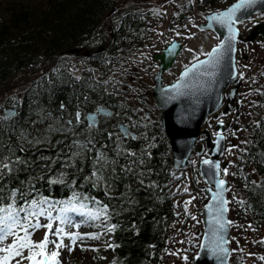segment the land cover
<instances>
[{
  "label": "trees",
  "instance_id": "obj_1",
  "mask_svg": "<svg viewBox=\"0 0 264 264\" xmlns=\"http://www.w3.org/2000/svg\"><path fill=\"white\" fill-rule=\"evenodd\" d=\"M124 1H127L125 6L138 2V0H37L35 2L0 0L2 9L6 11V17L0 23V95L13 91V95L5 98L7 102L2 108L6 109L8 104H13L17 113L6 123L12 124L13 121H18L16 133L21 129L28 132L27 140L47 138L34 144L27 143V140H18L15 134L10 138L9 135L4 134L5 145L11 143L16 149L12 160L15 161L19 157L26 164H15L16 170L6 175L0 183L6 186L5 190L10 187H22L23 191H27L29 186H34L33 197L40 193L52 200H65L70 198L72 191L75 190L89 198H95L101 201L102 205H107L111 216L108 220L109 224L116 225L115 231L112 232L111 243L115 257L114 264H168L172 258L171 253L175 252L179 244L178 234L184 229V225L181 224L180 228L175 221L177 206L174 204L175 194L171 192V183L174 181L172 177L177 171L172 167L169 142L160 124L159 110L155 108L152 100L150 102L154 107L151 115L150 117L145 115L144 106L147 107L152 87L150 75L143 74L137 66L129 63L133 51L141 47L149 37L148 29L151 21L150 18L146 20L144 15L135 10L123 12L112 20L113 14L110 16L108 14L114 9L119 11ZM234 1L197 0L199 6L210 12L226 7ZM191 6V3L184 4L182 9L176 10L171 21L184 19L187 15L186 11H191ZM117 20H119L118 26L115 27L113 24ZM256 44L263 47L260 42ZM102 46L107 49L106 52L95 53ZM86 50L92 55L85 56L83 53ZM76 57L85 60L91 66L85 68L79 79L59 63L60 61L65 64L67 60H76ZM247 61L248 59H243L244 64H241L239 69L248 83V93L252 94L247 95L246 108L241 106L238 116L239 128L235 136L234 150L236 154L231 164L233 169L231 171L229 167V173H235L241 168L248 174L249 181L255 180L264 184V155H262L264 154V107L260 106L264 105V95L260 94L264 93V75H262L264 58L252 63L251 59L249 63ZM126 62L128 66H123ZM112 69H124V72L128 70L126 76H133L132 81L137 94L135 98L127 99L133 104L128 103L125 96L120 98L116 87L112 86V89L108 90V83L103 80V75ZM253 78L255 83L252 82ZM85 96L89 98L87 101L84 99ZM61 102L66 106V111L63 113L59 110ZM77 107L81 110L82 120L85 114L98 107L112 109L113 115L102 117L91 133L85 130L88 122L83 121L75 126L78 136L49 130V125H53L54 128L60 126L53 118H45L40 123H33L41 120V116L47 117L49 111L52 112V117H59L62 114L67 120L71 118L69 113L74 116ZM128 117H131V120ZM116 119L125 120L136 136L141 138L134 141L131 137H122L119 130L114 127ZM132 121H137L138 126L133 127ZM257 124L260 125L259 128L256 127ZM109 133L113 134L111 139L108 138ZM142 134H146L149 140H144ZM88 135L94 137L97 148L107 145L103 151L108 152L110 158L116 157L114 148L118 136L124 148L138 154L142 146L149 142L154 144L155 147L150 149L151 159L145 154V164L134 166L136 171L145 173L144 183L140 184L136 177L130 174L124 176L119 171L115 174V187L111 188L107 195L103 184L94 188L91 182L85 183L83 177L90 174L95 153L87 152L72 157L71 154L76 149L71 146V141L77 138L85 140ZM152 137L154 139H151ZM61 141L62 143H58ZM241 141L252 143L244 144ZM21 147L23 151L19 150ZM239 149L246 151L242 153ZM4 154H7V148ZM119 159L121 164L126 163L123 157ZM65 162L72 166L65 167ZM111 167L108 165V169ZM81 168L83 171L79 170ZM253 169H255L254 173ZM105 171L107 172V169ZM58 172L66 173L65 183H48L49 178ZM225 178L231 188V191L226 192L227 199L232 201L235 193L237 199L246 200L251 205L250 208L247 205L241 208L234 201L228 205L229 220L233 222L230 225L232 236L229 240V262L242 264V250L247 245L244 241L243 229L247 224L258 226L264 222V188L253 190L245 188L246 181L239 175L230 174ZM108 179L112 180L113 177ZM73 180L76 181V185L70 187ZM82 184L84 187H80ZM126 184L129 187H125ZM193 188L200 198L196 208L202 214L206 202L204 191H201L204 189L203 181L194 182ZM88 205H93L91 199ZM198 246L197 244L196 250L187 257L188 261L192 260ZM259 261L258 258L256 263H264Z\"/></svg>",
  "mask_w": 264,
  "mask_h": 264
},
{
  "label": "snow or ice",
  "instance_id": "obj_2",
  "mask_svg": "<svg viewBox=\"0 0 264 264\" xmlns=\"http://www.w3.org/2000/svg\"><path fill=\"white\" fill-rule=\"evenodd\" d=\"M259 4H264V0H239L238 3L231 5L226 10L216 11L207 17L209 27H211L213 23L218 24L221 29H226L227 35L222 38L218 36L217 39L219 43L213 47L211 51L204 52L201 50L200 55H204L207 58L205 60H199V56H195L194 60L198 62H193L191 67L185 66V70L178 77L177 82L170 88L162 90L166 95V101L177 100L182 96L195 97L197 95L196 91L191 90V85L187 82L190 74L193 73L197 78L205 79V83L199 84L200 92H208L215 81L218 70L226 60L228 61L227 67L231 69L228 73V77L230 79H236L237 73L235 60L233 58V54L236 52L235 45L238 42L239 35L236 25L244 23V13H247L248 18L251 19L252 13L250 10L256 8ZM238 13H241V15H238ZM261 45L264 46V41L261 42ZM176 47L177 46L173 44L172 49H169V51L171 52ZM262 75H264V73H262ZM239 79H244L243 74L239 75ZM252 82L255 83V78H253ZM257 91L259 92V90ZM251 94L252 93H248L247 95ZM260 94L264 95V93ZM84 99L87 101L89 98L85 96ZM199 102L198 98L192 101L193 105H198ZM253 103L255 104V102ZM260 106L264 107V105ZM59 110L61 113L66 111V106L63 102L60 103ZM183 111L184 109L181 110V112ZM188 111L189 114H191L192 109ZM98 113H102L105 117H111L113 115L104 108H97L95 112L85 114L82 120L81 110L77 107L74 116L72 113H69V117L71 118L67 120L64 119L62 114L59 117H52V112L49 111L47 117L41 116V120L33 123H40L45 118H53L60 126L54 128L53 125H49V130L61 133H72L73 136H78L79 134L75 132V126L80 125L83 121H87L88 123L85 130L91 133V130L96 128V117ZM16 115L17 113L15 111H6L3 116H0V126H2L0 127V181H3L6 175L16 170L14 168L15 164H26V162L19 157H17L15 161L12 160V156L15 155L16 149L11 143L5 145L3 139L4 134L9 135V138L11 135L15 134L18 140H27V136L29 135L28 132L21 129L19 133H16V128L19 125L18 121H13L12 124L6 123L12 120ZM180 118L183 119L184 117L181 115ZM128 119L131 120V117H128ZM220 123L222 125L223 121L221 120ZM132 126H138V122L132 121ZM118 127L122 137H131L134 141L141 138L133 135L124 124H120ZM256 127L259 128L260 125L257 124ZM112 135V133H109L108 138L111 139ZM214 135L216 137L214 141L216 148L220 150L222 154L225 150L221 149L220 142L224 139V135L220 132H216ZM142 138L146 141L149 140L146 134H142ZM151 139H154V137ZM42 140H47V138L42 137L41 139L27 140V143L38 144L42 142ZM58 143H62V141ZM241 143L251 144L252 142L241 141ZM71 146L76 149V151L72 152V157H78L87 152L95 153L92 158L91 172L85 175L83 179L85 183L91 182L94 188L103 184L106 195L111 188L115 187L114 178L117 171L124 176L130 174L136 177L140 184H143L145 173L143 171H136L134 166L137 164H145V154L151 159L152 153L150 149L155 147L154 144L149 142L141 147L138 154L135 151L124 148L122 146V140L120 136H118L114 148L116 157L110 158L108 152L103 151L104 148H107V145H102L100 148H97L94 137L91 135H88L85 140H80L78 138L73 139L71 141ZM5 148H7V154H4ZM235 149L236 146H231L226 149V151L231 154ZM19 150L23 151L24 149L21 147ZM239 150L242 153L246 151L245 149ZM213 154H215V152ZM120 157H123L126 163L121 164ZM239 158L240 157H238V159ZM41 159H45V157H41ZM201 164L206 166L201 174L207 176V182L214 185V188L201 190L210 192L211 196L209 198V203L205 205L207 220L205 221L206 228L204 240L206 243H201L200 248L202 251H206L209 254L208 259H214L216 264H227V258L230 254L229 249L226 247L229 242L228 228L233 224L232 221L226 218L228 205L233 201L241 208H244L245 205L250 208L251 205L248 204L246 200L237 199L235 193H233L232 201H229L225 197V193L231 191V188L228 186L227 181L221 178V176L226 177L230 174L233 176L239 175L246 181L245 188L249 190L264 188V184L258 183L255 180L249 181L248 174L244 173L241 168H238V171L235 173H229V167L233 166L231 164L221 168L220 162L213 161L211 158L203 159ZM108 165L112 167L108 169ZM117 165H119V169H117ZM64 166L70 167L72 165L65 162ZM106 169L107 172L105 171ZM79 170L83 171L82 168ZM254 172L255 169H253V173ZM108 177H113V179L110 180ZM40 179H44V177H40ZM121 179H123V176H121ZM176 179H179V177H176ZM65 180L66 173L58 172L53 177L49 178L48 183H65ZM75 185L76 181H71L70 187H74ZM80 187H84V185L82 184ZM125 187H129V185L126 184ZM5 188L6 186L0 183V264H11L12 261H15V264H25V262H27V264H61L59 260L61 249L66 248L71 252L78 242L83 244V242L88 239H100L99 233L93 235L67 231V228L80 226L73 220L69 213L79 214L83 218L84 224H88L90 221L101 220V225L99 226L102 227L104 234L114 232L116 229V225L106 224V221L111 219L107 205H102L101 201L95 198H89L81 192L73 190L71 197L68 199L52 200L40 193H37V195L33 197L32 192L34 186H29L27 191H23L22 187H10L7 188V190H5ZM183 191L185 193L188 192L187 185L184 186ZM189 195H191V193H189ZM29 197H31V199H29ZM90 199L93 202V210L88 209V202ZM195 199L196 197L192 196L190 200L184 202L186 215H188L187 206ZM53 213H56V215H53ZM41 218H45L47 223H41ZM191 219L196 221L197 217L191 216ZM54 222H58V226L53 230ZM248 227L251 228L252 226L249 225ZM41 228L47 229L43 239L41 241H33V234ZM10 237L12 238V242L5 244V241ZM65 239L69 241L68 244L64 243ZM181 243L184 242L181 241ZM260 243L264 244V241H260ZM50 245L51 247H49ZM108 246L112 247V245ZM93 251H95V249H93ZM25 253H27V255H25ZM171 255H177V253L173 252ZM197 258H199V256ZM187 259L188 258L185 256L184 260L187 261ZM259 259L264 260V256L259 257Z\"/></svg>",
  "mask_w": 264,
  "mask_h": 264
},
{
  "label": "rangeland",
  "instance_id": "obj_3",
  "mask_svg": "<svg viewBox=\"0 0 264 264\" xmlns=\"http://www.w3.org/2000/svg\"><path fill=\"white\" fill-rule=\"evenodd\" d=\"M29 1L35 2L37 0ZM138 2L126 6L125 4L121 5L120 10L116 14H113L111 19L115 20L123 12H128L130 10L140 12L146 17V20L150 18L151 23L149 24L148 29V33L150 34L149 37L141 47L133 51L132 56L129 58L130 65L137 66L141 71H143V74L145 75H151V73L157 69L156 62L155 64H151L153 61L151 59L152 55L155 52H158L164 45L167 44V42L173 38L180 39L184 43V49L179 54L171 69L164 74L165 82L176 79L180 70L194 61L195 56L202 58L204 55H200L201 50L208 52L212 46L219 42L213 31L209 29L201 30L198 27L200 23L205 21V15L210 11L199 6L197 0H138ZM188 3L192 4L191 11H186L187 15L184 19H176L172 22L171 20L175 16L176 10L182 9L183 5ZM5 13L6 11L2 9V6L0 5V23L6 17ZM263 19L264 12L256 13L251 17V19L247 18L244 23L239 25L241 34L242 32L243 34H247L254 26L255 22L262 21ZM118 22L119 21H116V23ZM241 56L244 60L248 59L249 61L251 59V63L253 61L256 62L260 58H264V46L261 47L260 44L256 43H238L236 54V62L238 67H240L243 62ZM59 63L60 66L66 67L67 71L71 72V74L77 78L83 74L85 68H91V66L87 64L88 62H85V60L82 59H77V57L76 60H67L65 64L61 63L60 61ZM125 64L126 65L123 66H128L127 62ZM68 65H71V67H67ZM127 68L128 67H126V69ZM123 70L124 69H112L107 74L103 75V80H106L108 83V90H111L112 86L116 87L117 95H119L120 98H122L121 96H125L126 100L130 98L133 99L135 98V94H137V91L134 88V81H132L133 76H126V71L128 70L125 72ZM238 71L240 74V69ZM131 77L132 80L130 82ZM240 86L241 87L239 88L238 93L244 96L246 101L247 94H245V92L248 83L243 79L241 80ZM11 94L13 95V91H8L7 94L0 95V116H3L4 114V109L2 107H4V104L7 102V99L5 98L11 96ZM127 102L133 104L131 100H127ZM13 107V104H8L6 109H12ZM219 112H221V110H219ZM221 118L222 116L214 118L212 115H210L203 124V127L211 130L213 129L216 119L221 120ZM224 118H227V116H224ZM243 135L246 136L245 133H243ZM227 147H230L229 144ZM235 154L236 153H234V151L231 154L225 151L222 155V161H224V163H227L226 161H228L229 164H232V162L235 160ZM207 155L208 153L206 150H202L200 153H197V155L192 154L190 158V165L180 171L176 170L177 172H175L172 177L174 181L171 183V192L175 194L174 204L177 206V216L175 221L179 226L181 224V226L184 225V229H182L178 234L177 240L179 244L175 250L177 255H172L171 261L168 264H178V262L179 264H191L192 261H188V259L185 261L184 257H189L190 254L196 250L197 244L199 245L201 232L203 230L202 214H200L198 208H196V206L199 204L198 202L200 201V198L198 196V192L193 188V183L201 180L200 173L197 171V168L200 160L205 158ZM232 169L233 167H231L230 170L232 171ZM176 177H179V179H176ZM185 185L188 187L187 193L183 191ZM189 193H191V195H189ZM192 196H195L196 199L187 206L188 215H186L184 202L190 200ZM88 209L93 210V205H88ZM74 214L75 215L69 213L73 220L80 226L67 228V231L93 235L99 233L100 239H88L85 240L83 244L78 242L77 245L74 246V250L71 252H69L66 248L61 249L59 256V260L61 259V264H114L115 257L113 254V246H108L112 245V232L107 234L103 233L102 227L99 226L101 225V220L90 221L88 224H84L83 218L77 213ZM53 215H56V213H53ZM191 216H196L197 220H192ZM41 223H47V220L45 218H41ZM106 224H109L108 220L106 221ZM249 225L250 224H247V226L243 229V232H245L243 237L247 245H245L244 250H242L243 258L241 263L257 264L256 262L258 261V258L264 256V244L260 243V241H264V222L262 225L258 226L251 225V228L248 227ZM57 226L58 222H54L53 230ZM258 228L260 229L258 230ZM46 231L47 229L44 228L36 231L32 236L33 241H41ZM198 231H200V233H197ZM181 241L184 243H181ZM11 242V237L5 241L6 244ZM64 243L68 244L69 241L65 239ZM49 247H51V245ZM93 249H95V251H93ZM261 251L262 253H260ZM242 253L240 256H242ZM25 255H27V253H25ZM259 260L264 262V260ZM11 264H15V261H12ZM25 264H27V262H25Z\"/></svg>",
  "mask_w": 264,
  "mask_h": 264
},
{
  "label": "water",
  "instance_id": "obj_4",
  "mask_svg": "<svg viewBox=\"0 0 264 264\" xmlns=\"http://www.w3.org/2000/svg\"><path fill=\"white\" fill-rule=\"evenodd\" d=\"M238 2L239 0H235L234 2H232L225 8L221 9L220 11L226 10L231 5L238 3ZM250 12L252 13L251 17L254 16L256 13L264 12V4L257 5L256 8L250 10ZM212 13L214 12H211L205 16V22L202 24H199V28L209 29L213 31L217 37L219 36L222 38L223 36L227 35L226 29H221L220 26L215 23H213L211 27L208 26L207 17L211 15ZM238 15H241V13H238ZM243 16H244V21H245L248 18V14L244 13ZM254 25L255 26H253L245 36H242L241 29L239 28V24H237L236 27L239 33L238 41H242L243 43H254L256 40H258V42L260 43L264 41V19L262 21L256 22ZM173 44H175L177 47L170 52L169 49H172ZM217 44L212 46L209 51H211V49L215 47ZM182 47H183L182 43L174 39L170 41L164 48H162L160 52L154 54L153 56V60L158 61V65H157L156 71L153 73V76H152L151 94H152V98H153L155 105L160 110V123L164 131V135L169 142L170 151H171L172 167L175 170H180L185 167L187 160L191 156L192 151L195 147L196 140L198 139L200 135L204 134L206 136L205 143H200L197 147V151L200 152L202 148L205 147L208 150V156L203 159L211 158L213 161H219L221 164V168H224L227 166V164L221 163V156H222L221 151L217 150L216 145L214 143L216 137L212 138L210 131L208 129L201 130V127L207 115H209L210 113H213L216 109H218V107L222 105L223 97H224V87L226 86V84L234 80L228 77V73L231 71V69L227 67L228 61L226 60L225 63L222 64V66L218 70L217 76L211 88L206 93H202L199 90V84L205 83V79L197 78L194 73L190 74V77L187 82L191 85V90L196 91L197 95L195 97L182 96L177 100L166 101V95L163 93L162 90L168 89L174 83H176L178 80V77L185 70V67L180 71L178 77L171 83H167V84L164 83L163 75L165 74L166 71L171 69L175 59L177 58L178 54L182 50ZM235 47H236V52H237V43ZM79 49H81V47ZM236 52L233 54V58L235 60V68H236V73H237ZM206 58L207 57L204 56L202 58H199V60H205ZM244 58L246 57L244 56ZM193 62H198V61H193ZM192 63H190L187 66L191 67ZM240 85H241V79H238L237 84L234 87L230 88L228 92L226 93L227 101H226V107L224 109V113L227 112L229 107L233 106V103L238 93V89ZM197 98L200 101L199 104L193 105L192 103L193 99H197ZM98 108H104L108 112H111L110 109L105 108V107H98ZM182 109H184L183 112H181ZM189 109H192L191 114H189V111H188ZM6 111L16 112V107H13L12 109H5L4 114ZM93 112H90V113H93ZM98 115H103V114L102 113L97 114V117H96L97 123H98ZM181 115L184 117L183 119L180 118ZM238 116H239V106L237 105L235 120L232 122V125L231 123H226L227 126H232V138L235 136V133L238 130V124H239ZM120 124H123V123H120ZM120 124H118V126ZM126 126L128 127V125ZM128 130L133 135L136 136V134L133 131H131L129 127H128ZM214 130L216 132H220L221 134H223L225 130V124L223 123L221 125L220 122H217L215 124ZM224 146H225V138L220 142L221 149L224 150ZM214 152L215 154H213ZM201 161L199 163V172H200L202 179L205 182L204 189L206 190L209 188H214V185H211L207 182V176L201 174L206 168V166H203L201 164ZM221 178L227 181V179L224 178L223 176H221ZM227 184H228V181H227ZM204 195L205 197H208L206 198V202H205V205H207L209 203V198L211 196V193L204 191ZM225 197H226V193H225ZM205 205L202 210L203 230L201 232L200 244L206 243V241L204 240V233H205V228H206L205 221L207 220ZM226 218L229 220L228 212L226 213ZM199 232L200 231H198V233ZM228 238L229 240L231 238L230 226L228 228ZM200 244H199V248L196 254L192 258L191 264H216V261L214 259H208L209 254L206 251L201 250ZM226 247L229 249V242L226 245ZM229 253H230V249H229ZM198 256L199 258H197ZM227 264H230L229 256L227 258Z\"/></svg>",
  "mask_w": 264,
  "mask_h": 264
},
{
  "label": "flooded vegetation",
  "instance_id": "obj_5",
  "mask_svg": "<svg viewBox=\"0 0 264 264\" xmlns=\"http://www.w3.org/2000/svg\"><path fill=\"white\" fill-rule=\"evenodd\" d=\"M123 4H125V1L123 2ZM228 6V5H227ZM223 8H225V7H223ZM223 8H220L219 10H214V11H211V12H215V11H220L221 9H223ZM118 11H116L115 9L114 10H112L109 14H108V16H110V15H112V14H116ZM211 12H209V13H211ZM209 13H207V14H209ZM206 14V15H207ZM205 15V16H206ZM117 21H119V20H117ZM205 22V21H204ZM203 22V23H204ZM259 22V21H258ZM256 23V22H255ZM118 23H116V21H115V23L113 24V26H115V27H117L118 25H117ZM200 24H202V23H200ZM198 27H199V25H198ZM242 34H243V32H242ZM246 34H243L242 36H245ZM172 40H174V38L173 39H171L170 41H172ZM176 40H178V41H180L181 43H182V45H183V47H182V50L184 49V43L180 40V39H176ZM169 41V42H170ZM169 42H167V44L169 43ZM258 42V40H256L254 43H257ZM239 43H242V44H247V43H243L242 41H239ZM254 43H252V44H254ZM166 44V45H167ZM166 45H164L162 48H164ZM161 48V49H162ZM237 48H238V45H237ZM160 49V50H161ZM106 48L104 47V46H102V47H99L98 48V50L97 51H95V53H105L106 52ZM160 50L158 51V52H160ZM182 50L180 51V53L182 52ZM158 52H155L154 54H156V53H158ZM179 53V54H180ZM85 56H91L92 54H91V52L90 51H88V50H86V52H84L83 53ZM154 54L152 55V57H151V59L153 60V56H154ZM179 54H178V56H179ZM236 54H237V52H236ZM178 56H177V58H178ZM204 57V56H203ZM177 58L175 59V61L177 60ZM246 59V58H245ZM174 61V62H175ZM195 61V60H194ZM155 62H156V68H157V65H158V61H155V60H153L152 62H151V64H155ZM193 62V61H192ZM191 62V63H192ZM174 64V63H173ZM242 64H244V63H242ZM189 65V64H188ZM238 69H239V67H238ZM154 73V72H153ZM153 73H151V75H150V80H151V84H152V76H153ZM178 77V76H177ZM130 80H132V77H131V79ZM163 80H164V75H163ZM175 80V79H174ZM174 80H170L169 82H165L164 81V83H171L172 81H174ZM237 84V78L236 79H234L233 81H231V82H229L228 84H226V86L224 87V97H223V102H222V105L220 106V107H218V109H216L213 113H212V116L214 117V118H217V117H219V116H222V118H221V120L223 121V123L225 124V130H224V138H225V146H224V150L225 149H228V147H226V146H228V144H229V146L231 147V146H235V136H236V134H237V132H238V130L236 131V133H235V136L232 138V127H230V126H227L226 125V123H232L234 120H235V114H236V107H237V105L239 106V114H240V110H241V106L243 107V108H246V105H245V98H244V96H242L241 94H239V93H237V95H236V97H235V100H234V103H233V106L232 107H229L228 108V110H227V112L226 113H224V109H225V107H226V101H227V97H226V93L228 92V90L230 89V88H232V87H234L235 85ZM241 87V86H240ZM239 87V88H240ZM227 89V90H226ZM238 91H239V89H238ZM245 94H248V88L246 87V92H245ZM150 99H148V102H147V107L146 106H144V110H145V115L147 116V117H150V115H151V110H153V107H152V104L154 103V101H153V98H152V94H151V91H150ZM152 100V102L153 103H151L150 101ZM154 105H155V103H154ZM106 108V107H105ZM155 108H157L158 109V107L155 105ZM108 109H110V108H108ZM111 110V113H112V109H110ZM159 110V109H158ZM219 110H221V112H219ZM95 111V110H94ZM91 112H93V111H91ZM90 113V112H89ZM159 114H160V110H159ZM224 116H227V118H224ZM102 117H105L104 115H98V123L97 124H99V122H100V120H101V118ZM207 118H208V116L205 118V120H204V122L203 123H205L206 122V120H207ZM221 120H217L216 119V122H218V121H221ZM116 121V123H115V129H118L119 127H118V124H120V123H123V124H126V125H128V127L130 128V126H129V124L128 123H126L125 122V120H118V119H116L115 120ZM239 121V120H238ZM215 122V123H216ZM96 124V125H97ZM215 125V124H214ZM214 125H213V129H212V132H210L211 133V136L214 138V133H216L215 132V130H214ZM238 128H239V124H238ZM131 129V128H130ZM201 139H203V137H200L199 139H198V141L199 142H201L202 140ZM226 143H227V145H226ZM226 151V150H225ZM225 151H223V153H222V155L224 154V152ZM227 163L226 164H228L229 162L228 161H226Z\"/></svg>",
  "mask_w": 264,
  "mask_h": 264
},
{
  "label": "bare ground",
  "instance_id": "obj_6",
  "mask_svg": "<svg viewBox=\"0 0 264 264\" xmlns=\"http://www.w3.org/2000/svg\"><path fill=\"white\" fill-rule=\"evenodd\" d=\"M227 147V146H226ZM226 150V149H225ZM207 157V156H206ZM229 158V157H228ZM197 168V167H196ZM72 215H75L74 213H72ZM6 244V243H5ZM61 260V259H60Z\"/></svg>",
  "mask_w": 264,
  "mask_h": 264
}]
</instances>
